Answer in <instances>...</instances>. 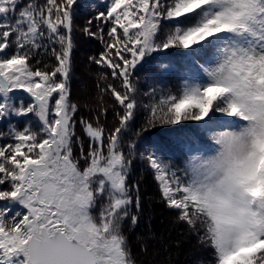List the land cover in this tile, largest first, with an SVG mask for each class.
I'll return each mask as SVG.
<instances>
[{
	"label": "snow or ice",
	"instance_id": "obj_1",
	"mask_svg": "<svg viewBox=\"0 0 264 264\" xmlns=\"http://www.w3.org/2000/svg\"><path fill=\"white\" fill-rule=\"evenodd\" d=\"M103 2L82 30L104 45L89 57L101 70L100 110L77 122L70 81L79 0H0V120L35 121L0 131V264H138L123 230L139 222L131 212L138 185L128 183L137 142L125 148L123 136L142 103L145 66L148 115L136 135L192 122L211 141L182 138V167L139 152L160 201L209 264H264V0ZM172 76L175 91L163 86ZM18 92L27 104L13 102ZM104 96L112 130L100 122ZM151 235L140 244L145 255Z\"/></svg>",
	"mask_w": 264,
	"mask_h": 264
},
{
	"label": "trees",
	"instance_id": "obj_2",
	"mask_svg": "<svg viewBox=\"0 0 264 264\" xmlns=\"http://www.w3.org/2000/svg\"><path fill=\"white\" fill-rule=\"evenodd\" d=\"M97 11H105L103 2L89 4L82 8L79 4L74 13L73 23V41L74 47L72 52V77L70 81L71 100L78 105L76 120L79 122L81 118L86 120H94L95 114L100 110L101 99L99 89L96 87L100 81V71L95 64L89 62V57L99 56L103 51L104 45L95 38L87 37L83 34V28L87 25V21L93 19ZM91 31L97 30L96 22L93 20ZM107 27H105V33ZM178 57L173 62L178 61ZM156 61H152L151 65L155 66ZM179 66V65H177ZM150 66H145L137 73L138 88L140 94L138 100L142 101L134 121L130 123L123 136L125 148L129 141L137 142V154L133 159L130 174L128 178L129 185H138L132 189L133 206L132 214L139 216V222L135 227H132L129 222L124 224V233L126 234L132 254L136 257L138 264H144L145 261H150L152 264H209L211 255L208 251L203 250L198 245V240L195 235L187 231V226L176 221L177 213L174 210L168 209L163 202L160 201L157 182L154 180L153 172L150 169L148 162L140 158L139 152L143 151L142 143L159 144L166 148V151L172 156L169 159L175 166H181L184 163V155L182 150L177 145L175 139L177 133L184 130H193L195 127L192 122H185L181 126H163L156 127L148 132H144L141 136H137V131L145 123L148 115L143 107L147 103V97L143 95V91L149 86L151 80L146 78L145 72ZM110 79V77H109ZM178 84L175 76L169 77L163 82V86L171 87L175 91V86ZM110 97L104 96L103 105L108 108L107 115L100 117V122L107 130H112L117 121L115 113L110 105ZM33 123V122H32ZM25 125L19 126L23 128ZM175 128V131L170 130ZM76 133L83 136L79 123L76 125ZM88 141L84 140V147L87 149ZM165 150V149H164ZM76 151L78 152V146ZM139 197L140 210L137 212L135 199ZM99 206H97L98 211ZM148 239V253L145 255L140 251V244L146 238Z\"/></svg>",
	"mask_w": 264,
	"mask_h": 264
},
{
	"label": "rangeland",
	"instance_id": "obj_3",
	"mask_svg": "<svg viewBox=\"0 0 264 264\" xmlns=\"http://www.w3.org/2000/svg\"><path fill=\"white\" fill-rule=\"evenodd\" d=\"M25 98H26V95L24 93L18 92L14 96V101L13 102L15 104L19 105L21 102H23L25 100ZM25 118L11 117L8 120H0V125H5L6 126V128H1V126H0V131L6 132L8 130L9 124L15 125L16 122H20V121H22ZM203 135H204V136H202L203 139L206 140L207 142H205V143L202 142V144H211V141L209 139L205 138V137H207V135L206 134H203ZM184 137H190V136L188 134H186V135H183V138ZM196 141L198 143H200L197 139H196ZM184 143H185V141L183 139H181L182 147H184ZM145 148H147V144H145ZM145 148H144V145H142V149H145ZM164 149H166V148H164ZM164 149L159 144H153L152 146H150V151L155 150V151L158 152V155H160L163 159L169 160L170 156L167 153H165ZM183 165H184V163L180 167H182ZM14 210H19V206H14Z\"/></svg>",
	"mask_w": 264,
	"mask_h": 264
}]
</instances>
